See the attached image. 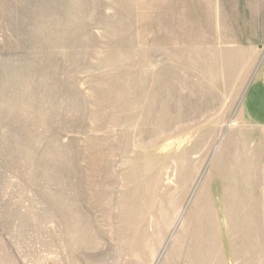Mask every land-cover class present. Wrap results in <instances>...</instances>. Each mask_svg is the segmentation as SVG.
<instances>
[{
    "label": "rangeland",
    "instance_id": "obj_1",
    "mask_svg": "<svg viewBox=\"0 0 264 264\" xmlns=\"http://www.w3.org/2000/svg\"><path fill=\"white\" fill-rule=\"evenodd\" d=\"M250 7L0 0V264H264Z\"/></svg>",
    "mask_w": 264,
    "mask_h": 264
},
{
    "label": "crops",
    "instance_id": "obj_2",
    "mask_svg": "<svg viewBox=\"0 0 264 264\" xmlns=\"http://www.w3.org/2000/svg\"><path fill=\"white\" fill-rule=\"evenodd\" d=\"M245 2L251 6L253 18H259L256 15L264 4V0H245ZM261 18L264 19V16ZM242 109L251 120L264 125V64L259 76L247 88Z\"/></svg>",
    "mask_w": 264,
    "mask_h": 264
},
{
    "label": "bare ground",
    "instance_id": "obj_3",
    "mask_svg": "<svg viewBox=\"0 0 264 264\" xmlns=\"http://www.w3.org/2000/svg\"><path fill=\"white\" fill-rule=\"evenodd\" d=\"M211 239V238H210Z\"/></svg>",
    "mask_w": 264,
    "mask_h": 264
}]
</instances>
